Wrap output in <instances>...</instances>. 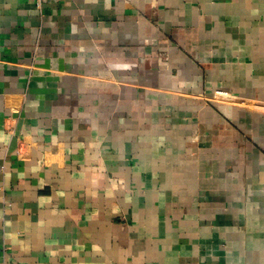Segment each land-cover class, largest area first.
<instances>
[{"label":"crops","instance_id":"obj_1","mask_svg":"<svg viewBox=\"0 0 264 264\" xmlns=\"http://www.w3.org/2000/svg\"><path fill=\"white\" fill-rule=\"evenodd\" d=\"M0 264H264V0H0Z\"/></svg>","mask_w":264,"mask_h":264},{"label":"built area","instance_id":"obj_2","mask_svg":"<svg viewBox=\"0 0 264 264\" xmlns=\"http://www.w3.org/2000/svg\"><path fill=\"white\" fill-rule=\"evenodd\" d=\"M36 2V5L39 6L40 0H34Z\"/></svg>","mask_w":264,"mask_h":264}]
</instances>
